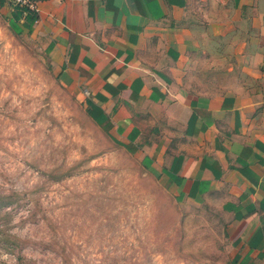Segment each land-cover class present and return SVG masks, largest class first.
<instances>
[{
	"label": "crops",
	"instance_id": "0c3cea01",
	"mask_svg": "<svg viewBox=\"0 0 264 264\" xmlns=\"http://www.w3.org/2000/svg\"><path fill=\"white\" fill-rule=\"evenodd\" d=\"M34 15L23 29L88 119L177 204L218 210L232 264H264V0H39Z\"/></svg>",
	"mask_w": 264,
	"mask_h": 264
},
{
	"label": "rangeland",
	"instance_id": "374dc122",
	"mask_svg": "<svg viewBox=\"0 0 264 264\" xmlns=\"http://www.w3.org/2000/svg\"><path fill=\"white\" fill-rule=\"evenodd\" d=\"M11 14L0 8V264H232L218 210L177 204Z\"/></svg>",
	"mask_w": 264,
	"mask_h": 264
},
{
	"label": "trees",
	"instance_id": "16d2710c",
	"mask_svg": "<svg viewBox=\"0 0 264 264\" xmlns=\"http://www.w3.org/2000/svg\"><path fill=\"white\" fill-rule=\"evenodd\" d=\"M24 14H26V17L24 16ZM12 19L14 22H19L20 19H22L24 17V28H28V22H33L35 20V15L34 13L29 12L27 9H22L19 7L14 6V10L11 14Z\"/></svg>",
	"mask_w": 264,
	"mask_h": 264
},
{
	"label": "built area",
	"instance_id": "2783aa9c",
	"mask_svg": "<svg viewBox=\"0 0 264 264\" xmlns=\"http://www.w3.org/2000/svg\"><path fill=\"white\" fill-rule=\"evenodd\" d=\"M14 6L27 9L31 13L36 12L37 1L39 0H9Z\"/></svg>",
	"mask_w": 264,
	"mask_h": 264
}]
</instances>
